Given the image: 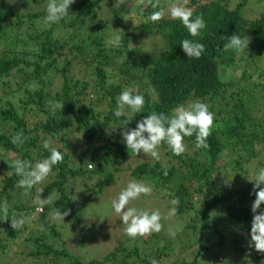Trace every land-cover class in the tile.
I'll return each instance as SVG.
<instances>
[{
  "label": "trees",
  "instance_id": "16d2710c",
  "mask_svg": "<svg viewBox=\"0 0 264 264\" xmlns=\"http://www.w3.org/2000/svg\"><path fill=\"white\" fill-rule=\"evenodd\" d=\"M105 1L75 0L67 16L51 23L45 20L47 0H0V205L6 203L9 217L5 222L0 211V264H200L194 256L180 260L171 240L158 233L138 236L141 247L116 245L98 259L70 252L50 213L70 209L66 217L78 222L89 201L127 170L128 177L147 180L178 201L172 208L185 221L178 236L190 248L200 234H220L222 248L226 225L236 250L250 241L249 233L235 228L251 232L255 196L249 179L264 168V0H189L193 18L202 15L206 22L197 36L167 12L152 22L146 0H125L109 17L101 15ZM129 1L136 7L127 14ZM169 2L160 0L165 9ZM111 32L120 37L119 47L107 39ZM235 33L251 38L248 49L224 50ZM148 36L161 37L164 47L137 45ZM184 39L204 45L199 59L187 56ZM136 48L144 51L140 59ZM127 87L145 97L141 113L126 110L130 129L150 112L170 116L180 104L206 103L215 115L209 147L196 148L194 134L185 137L179 156L166 143L160 160L131 152L122 138L124 117L114 115ZM21 131L27 139L18 147L12 138ZM49 138L63 161L32 189L19 187L21 177L9 163L20 158L35 164L49 156L42 147ZM37 197L51 202L37 211ZM13 216L24 224L13 229ZM249 262L263 264L264 253L254 249L235 264Z\"/></svg>",
  "mask_w": 264,
  "mask_h": 264
},
{
  "label": "clouds",
  "instance_id": "9594fccd",
  "mask_svg": "<svg viewBox=\"0 0 264 264\" xmlns=\"http://www.w3.org/2000/svg\"><path fill=\"white\" fill-rule=\"evenodd\" d=\"M11 2V0H10ZM75 0H47V15L46 22L58 23L61 19L68 15L69 9ZM143 3L144 0H141ZM154 11L150 15L152 22H158L167 14L172 19H178L188 30L191 36L199 35L200 31L206 27L202 15H197L193 18V10L188 7L189 0H170L167 9L161 6L160 0H146ZM125 4V0H116L115 7H120ZM126 20V19H125ZM251 38L245 34H233L227 37V42L224 44V50L242 51L248 49ZM110 43L113 46H120V37L115 36ZM182 48L189 58L199 59L205 51L202 43L194 42L189 39L181 41ZM130 48L129 50H131ZM128 59L127 53L121 57V61ZM55 107L53 101L48 102ZM145 105V97L133 87H127L122 90L117 98V106L114 110L116 117H124L121 123L122 138L127 148L135 154L144 153L147 157L160 160L159 148L166 143L168 148L174 155H181L186 151L185 137H192L195 134V147L208 148L207 138L211 135V130L214 124L215 115L209 110V106L199 100L180 104L172 110V114L150 112L148 116L140 120L135 128H128L127 125L133 120L130 113H141ZM27 137L21 131L12 138V143L16 146H22ZM42 147L49 150L50 155L42 160H38L35 164L30 160L17 158L9 163L10 167L15 170V173L21 177L18 181V186L26 190L32 189L35 185L43 182L53 171V166L63 161V154L57 148L52 147V140L44 139ZM167 172H165V175ZM249 179V178H248ZM254 182L253 194L255 200L252 204L253 219L251 223L249 248H254L257 252L264 253V211H261V205H264V168L258 170L255 179H249ZM152 188L143 181H130L118 195V198L111 201L112 209L120 214V219L126 226L125 234L131 238L137 236H147L152 233H159L163 224L162 214L159 210L147 211L138 210L135 207H129L132 200L138 199L142 194L150 195ZM51 202V197L48 200L36 198L37 211L42 210V206ZM175 205L177 200H173ZM0 211L3 212V220H9L6 203L0 205ZM71 210L54 209L51 213V219L55 221H64L65 217L70 214ZM176 214V208L170 209L168 216L172 217ZM11 227L13 229L24 224V218L17 219L13 216L11 219ZM103 220V219H102ZM172 236L175 232L169 230ZM150 264H158L155 259L150 261Z\"/></svg>",
  "mask_w": 264,
  "mask_h": 264
},
{
  "label": "rangeland",
  "instance_id": "374dc122",
  "mask_svg": "<svg viewBox=\"0 0 264 264\" xmlns=\"http://www.w3.org/2000/svg\"><path fill=\"white\" fill-rule=\"evenodd\" d=\"M5 3L11 4L12 0H4ZM116 0H107L102 3L101 15L109 17V12L114 10ZM129 11H132L136 6V2H127ZM134 5V6H133ZM111 34H113L111 32ZM118 36L117 33L112 35ZM110 36L107 39L111 41ZM137 45H141L144 48L153 50L164 47L162 38L159 36L144 38L141 41L138 40ZM144 51H139L137 48L133 50L134 57L140 59L144 54ZM264 82V80H262ZM7 157L5 156L4 159ZM89 168L91 166H88ZM129 171H123L120 173V178L115 184L109 185L105 190L97 194L92 198L85 208L82 218L78 222H72L69 218H65L64 221H56L57 226L61 229L64 239L67 242V246L70 252H73L77 256L87 257L88 259H98L111 251L116 245L124 247L143 246L142 240L137 236L131 238L125 234V225L120 219V214H117L111 207V201L118 198L119 193L126 188L130 181H143L147 185H150L152 192L150 195H141L138 199L132 200L129 203V207H135L138 210H147L149 212L159 210L162 214L163 224L162 230L157 234L161 235V240L170 239L173 250L176 251L180 260L184 259V255L198 257L200 264H235L248 257V254L254 250L249 248V239L242 240L239 250L232 245V239L230 240L232 227L228 232V225L223 226L225 230V241H223L222 248L219 247L220 234H212L208 237L204 234H200L202 240L194 244L193 248L189 247L190 243H187L183 236H178V232L182 229L185 221L177 216L169 217L168 213L172 209V201L164 191H158L155 186L144 179H136L134 177H128ZM103 219V220H102ZM175 232V235L170 234V230ZM234 229V228H233ZM235 230H241L243 234L249 233L246 229L237 227ZM205 232L199 230V232ZM153 234V233H152ZM165 236V237H163ZM206 237V239H204ZM249 238V237H247ZM162 242V241H161ZM160 242V243H161ZM196 242V241H195ZM215 245L214 247H209ZM248 264H252L249 262ZM255 264V262H254ZM264 264V262H263Z\"/></svg>",
  "mask_w": 264,
  "mask_h": 264
}]
</instances>
